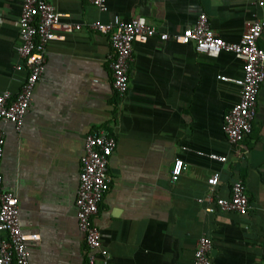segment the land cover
<instances>
[{"label": "crops", "instance_id": "obj_1", "mask_svg": "<svg viewBox=\"0 0 264 264\" xmlns=\"http://www.w3.org/2000/svg\"><path fill=\"white\" fill-rule=\"evenodd\" d=\"M47 1L84 27L48 43L45 72L22 129L0 120L3 188L19 199L24 232L39 234L28 242L32 263L88 264L75 200L85 137L103 129L117 139L111 188L95 218L111 255L107 264H193L204 234L213 241L217 264H264V88L251 134L231 144L224 115L239 101L240 87L219 76L241 77L240 58L226 51L209 56L192 43L158 36L135 42L129 91L120 99L112 84L110 38L88 28L97 19L140 16L174 34L205 12L220 36L239 41L249 22L264 21V0H107L105 12L91 0ZM22 6L23 0H0V92L16 94L28 74L16 69ZM178 157L187 168L174 181ZM215 172L220 180L213 189L207 180ZM238 178L249 212L207 211L208 195L230 197ZM95 264H105L101 255Z\"/></svg>", "mask_w": 264, "mask_h": 264}, {"label": "built area", "instance_id": "obj_2", "mask_svg": "<svg viewBox=\"0 0 264 264\" xmlns=\"http://www.w3.org/2000/svg\"><path fill=\"white\" fill-rule=\"evenodd\" d=\"M91 2L101 12L108 10L107 0ZM69 16L47 0H23L22 12L16 21L20 36L18 54L22 62L17 64L16 69L27 68L28 74L16 94L10 90L0 92V120L12 122L18 131L22 129L36 86L45 72L48 43L62 40L67 33L79 31L84 27L82 23L69 21ZM88 28L110 38L114 50L110 60L112 84L116 96L120 99H124L129 91L135 42L145 43L151 37L158 36L163 41L192 43L196 50L213 57L224 51L235 54L243 61V75L239 78L219 76L221 80L233 81L240 87V99L225 113L223 129L229 142L234 145L242 144L251 134L259 93L264 88V47L259 45L264 31L262 19L249 22L239 41H228L220 36L211 27L205 12L199 14L194 25L174 34L159 31L156 26L140 16L130 21H124L117 16L109 21L97 19L88 24ZM5 141V133L0 129V165L4 156ZM116 147V137L103 129L94 130L85 137L75 204L78 226L87 249L88 264H95L99 255L105 264L111 258L109 250L103 245L102 232L95 218L101 202L111 188L109 162ZM209 157L227 161L226 155L212 153ZM186 168L185 161L180 157L176 158L171 170L172 179L178 180ZM219 180L220 174L215 172L207 182L214 189ZM204 199L201 198L200 201ZM207 200L210 202L206 208L209 212L222 210L247 214L252 207L242 178L233 182L230 197L209 194ZM38 239L39 234H29L22 229L19 199L13 192L3 188V174L0 170V264H33L28 242ZM212 249V239L202 235L197 242L193 264H217L211 256Z\"/></svg>", "mask_w": 264, "mask_h": 264}, {"label": "trees", "instance_id": "obj_3", "mask_svg": "<svg viewBox=\"0 0 264 264\" xmlns=\"http://www.w3.org/2000/svg\"><path fill=\"white\" fill-rule=\"evenodd\" d=\"M87 262H88V258H87Z\"/></svg>", "mask_w": 264, "mask_h": 264}]
</instances>
